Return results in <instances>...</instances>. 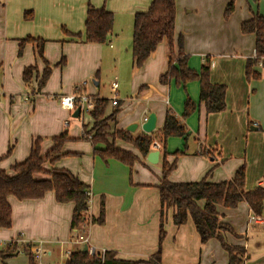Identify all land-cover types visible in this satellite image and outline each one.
Instances as JSON below:
<instances>
[{
    "label": "crops",
    "instance_id": "1",
    "mask_svg": "<svg viewBox=\"0 0 264 264\" xmlns=\"http://www.w3.org/2000/svg\"><path fill=\"white\" fill-rule=\"evenodd\" d=\"M152 1L79 0L72 7V20L76 23L79 18V21L76 27H70L68 22H61L57 18L56 0H0V158L5 157L0 161V170L11 175L12 167L23 163L30 156L38 139L41 140L45 154L55 145L54 139L67 132L70 141L64 145L63 153L69 156L54 165H46V169L67 170L89 187V220L99 217L101 201L104 199L105 223L89 225L85 233L89 245L98 251L116 252L118 258L131 261H147L157 252L160 231V196L157 186L162 177V154L157 164H151L148 159H142L133 146L117 140L118 148L133 153L141 158L140 161L132 170L115 160L104 163L94 155L92 143L81 139L82 136L86 137L94 125L90 115L88 122L81 123L78 135H70L68 128L64 127L67 111L60 107L58 100L61 96L71 95L73 91L64 80L69 69L67 58L70 57L63 56L58 62L51 63L48 52L51 53L49 47L52 45L81 44L83 50L80 54L84 58L81 60L91 54L102 58L105 45L86 44L85 36L81 37V41H75L74 38L64 36L60 27L66 26L70 33H85L88 5L95 9L104 8L115 16L109 42L112 43L113 38L117 39L118 47L122 41L118 28L120 20L134 21L135 15L146 12ZM193 1L176 0L174 44L177 47L182 35L184 52L189 57L188 66L200 72V66L205 64L206 58H210L211 54L208 52L211 47L205 44V39L197 40L181 25L188 19V15L201 12V7ZM254 4L259 10L256 11L257 15L264 16V0H254ZM188 7L190 10L186 9ZM28 11L34 14V19L30 22L24 20V14ZM254 15L251 14L249 19L244 18L242 24L251 20ZM240 36L239 43L242 44L239 52H245L246 55H238L236 52L238 39L235 32L227 33L224 36L225 42L233 49V53L231 56L227 55L225 67L221 68V62L214 60V66L210 68L211 83L227 88L226 110L208 116L204 107H201L200 111L184 122L189 136L187 140L171 138L167 141L168 154L184 153L176 157L177 167L171 175V180L175 183L200 182L211 170V182L231 181L238 169L245 165V190L264 188V88L260 81L248 82L245 76V61L255 58V36H244L242 33ZM28 37L46 41L43 59L38 57L34 44H26L22 55H19L20 41ZM246 41L249 48L245 47ZM215 44L214 42L213 46ZM211 62L210 58V66ZM132 66L134 70V60ZM29 67L36 70L33 82L28 86L23 80V73ZM47 67L52 69L51 76L45 87L37 91ZM168 70V49L165 44H161L141 69L134 70L131 95L118 100L121 113L115 121L110 122L113 131H128L129 127L137 125L136 131L131 133L140 135L144 133L142 125L146 122L145 119L150 114H155L158 132L164 126L168 111L182 120L184 104L188 98L199 105L200 83L196 81L178 86L171 80L163 84L161 77ZM84 71L83 78H88L94 69L86 67ZM259 73L264 76V70ZM55 75L59 77L58 86ZM115 82L119 90L120 84ZM95 85L99 86V83L95 82ZM91 94L93 98H101L99 94ZM107 100L109 105L106 117H109L115 106L110 99ZM129 106L135 107L134 113L132 117H124L123 112ZM66 126H70V123ZM99 148L104 149V146ZM200 148L207 150L208 154L213 151L214 159L199 155ZM173 160L174 157L168 158L170 162ZM9 202L13 211V223L10 229H0V250L12 240L20 239L33 245L43 241L46 254L43 263L65 264V253L71 255L80 248L67 244L76 231L71 227L73 204L58 203L54 193H48L40 200L18 201L10 198ZM204 205V201L199 202L201 208ZM217 210L221 220L240 236L239 239L227 235L226 241L230 246L245 248L248 256L245 264L263 262L264 254L254 255L253 251L251 254L249 252L254 237L264 238V225L250 223L252 212L248 205L243 202L236 209L218 207ZM173 216L174 210L171 209L167 212L162 264H228V256L216 239L202 245L192 219L189 218L184 226L176 227ZM21 254L28 257V253L22 250L5 261L0 259V264H12ZM214 256L218 258L217 261Z\"/></svg>",
    "mask_w": 264,
    "mask_h": 264
},
{
    "label": "trees",
    "instance_id": "2",
    "mask_svg": "<svg viewBox=\"0 0 264 264\" xmlns=\"http://www.w3.org/2000/svg\"><path fill=\"white\" fill-rule=\"evenodd\" d=\"M176 7V0H153L146 12L135 15L131 48L134 70L141 69L146 61L157 52L158 47L165 44L169 55V70L161 77V82L166 84L174 80L178 86L199 82V105L188 98L184 104L182 120H179L172 111H168L164 126L158 132L142 133L135 136L129 131H118L113 135H108L109 121H115L121 113L120 102L116 103L111 115L106 117L109 100L94 97L93 109L89 112L94 120V125L86 137H81V139L92 143L94 155L104 163L107 164L109 160H115L130 170L141 158L147 159L155 143L161 145L162 177L157 186L160 196V231L157 252L147 261H131L118 258L116 252L113 251L95 250L94 254H90L79 248L71 253L65 264H162V246L166 238L167 212L171 209L174 210L173 223L176 227H182L189 218L192 219L202 245L216 239L228 256V264H245L248 260L244 247L230 246L227 243V235L239 239L240 236L235 233L230 225L221 220L217 210L218 207L236 209L240 203L245 202L254 215H264V188L257 187L253 191L245 190V165L238 169L231 181L211 182L209 178L212 170L200 182L175 183L171 180V175L177 167L176 157L184 153L168 154L166 150L167 141L171 138L187 140L189 136L184 122L200 111L201 107H204L208 116L223 113L226 110L227 94L225 86L214 85L210 81V58H206L200 72H196L188 66L189 57L184 52L182 35L178 39L177 47H175ZM233 10L234 0L229 3L227 13L230 14ZM33 19L32 11L25 12V21L30 22ZM114 21L115 16L112 12H108L104 8L95 9L88 5L84 43L106 44L112 37ZM63 31L75 41H81L80 33L71 34L65 29ZM241 31L244 35H254L256 41L255 58L249 59L246 63V80L248 82L259 81L262 76L256 72L255 67L260 62H264V16L254 15L251 20L242 24ZM26 44H34L38 57L44 58L45 40L31 37L21 40L19 55H22ZM35 70L34 67L24 70L23 80L26 85L32 84ZM51 70L50 67L45 69L37 91L45 87L51 76ZM108 137H111L113 141L119 140L133 146L141 158L118 148L115 144H110ZM69 141L68 133H63L54 139L55 145L44 154L41 140L38 139L33 145L30 156L23 163L12 167L13 173L11 175L0 170V229L12 227L13 211L9 202L10 198H15L18 201L40 200L48 193H54L58 203L74 205L71 220L73 230L79 229L84 224L85 214L89 210V187L67 170L46 169V165H54L62 158L69 156V154L63 153L64 145ZM99 146H104V149L99 148ZM203 155L214 159L212 154ZM170 157H174L172 162L168 161ZM4 158H0V161ZM201 201L205 202L203 208L199 206ZM100 206L99 217L90 220L93 225H104L105 223L104 199H102ZM24 245L22 242L12 240L10 244L0 250V259L5 261L23 250L28 253L29 264H36L34 245L31 243Z\"/></svg>",
    "mask_w": 264,
    "mask_h": 264
},
{
    "label": "rangeland",
    "instance_id": "3",
    "mask_svg": "<svg viewBox=\"0 0 264 264\" xmlns=\"http://www.w3.org/2000/svg\"><path fill=\"white\" fill-rule=\"evenodd\" d=\"M78 1L79 0H56L55 6L57 11V18L61 22H68L71 25L70 27H76V23L79 21L78 17L76 23H74V21L72 20V7H75ZM231 1L232 0H194L193 3H196L201 7V9L199 10L201 12H193V14L187 16L188 19L185 22L181 23L183 29L186 28L187 31L191 32L197 40L202 39L204 41L205 39V44L208 47H211V51L208 52L211 54V67L214 66L212 64L214 60L221 62V68L225 67L227 65V55L231 56L233 53V49L231 47H228L225 42L224 36L227 33L233 34L235 32L238 39L235 47L237 49L236 52L238 55L240 53L246 55L245 52H239V46L242 44L239 43V38H241L240 35L242 33V20L244 18L249 19L251 17V14L257 15L256 11L259 10L258 7L255 6L254 0H234V10L230 14H228L227 7ZM186 9L190 10V7ZM82 26H84L83 22ZM60 28L61 33L64 36L69 37L68 34L63 31V29L67 30L68 32L71 31L66 26H61ZM118 28L120 29L119 37L122 40L121 44L117 47L116 45L118 41L115 38H113L112 43L108 41L106 44H103L105 46L103 47L102 58H99L97 54H91L90 57H85V60H81L84 59L80 54V52H82L83 50L81 44H72L68 46L52 45L51 47H49L52 50L51 53L48 52L51 63L58 62L63 56H66L65 58H67V56L70 57V60L67 58L69 69H67L66 71L64 80L66 82V85L69 83L68 87L73 90L72 93L75 92L76 87L82 86V92L85 95L91 96V93H96L99 94V97L110 99L111 101V99L114 97V92L111 89L112 84L117 81L120 84L118 99L127 98V95H131L130 85L133 81V78H135V76H133V55L131 49L133 20L125 22L123 21V19H121L120 23H118ZM71 34L75 33L72 32ZM76 34H78V32ZM242 35L244 34L242 33ZM83 36H85V33H81L82 38ZM214 42L216 43L215 46H213ZM247 42L248 41H246L245 47L249 48ZM55 43L62 44L63 42L55 41ZM110 45H113V48H110ZM252 46L253 44L251 43V47ZM246 62L247 61H245L244 65H246ZM263 64L264 62L262 61L258 64L257 67H255L256 72L259 73L260 70H264ZM86 67L90 69L92 68L94 69V71L90 75V77L83 78L85 74L84 69ZM88 71L89 70L87 69V75ZM55 79H57L56 84L58 86V75H55ZM259 81L264 88V76ZM95 82H98L99 86H96ZM134 108L135 107L133 106H129V109L123 112V116L132 117ZM66 117V122L67 124L70 123V126L67 127L66 125H64V127L68 128V131H70L69 134L72 136L78 135L82 122L85 123L90 120L89 113L82 114L80 119H74L73 114L67 112ZM110 122L111 121H109L108 123L109 125ZM109 127L110 128L107 132L108 135H113L115 132H117L115 130H112L111 125ZM108 142L110 144L116 145L117 140L113 141L111 137H108ZM72 237H74V233H72ZM250 243H252V239L250 240ZM67 244L68 246L79 248L78 245H72L71 243ZM252 251L254 255L264 254V238L262 236L253 238V245L249 249L250 254L252 253ZM214 257L217 261L218 258L216 256ZM28 260L29 258L26 255L21 254L15 259V262H13L12 264H28ZM246 264H248V262ZM259 264H264V261Z\"/></svg>",
    "mask_w": 264,
    "mask_h": 264
},
{
    "label": "built area",
    "instance_id": "4",
    "mask_svg": "<svg viewBox=\"0 0 264 264\" xmlns=\"http://www.w3.org/2000/svg\"><path fill=\"white\" fill-rule=\"evenodd\" d=\"M261 66V65H260ZM112 91L114 92V97L111 99V103L113 106L116 105V103L118 102V84L115 82L112 84ZM59 104L60 107L67 111L70 114H74V112L78 109L81 108V115L84 113H89L92 109H93V97L91 96H87L82 92V86L76 87L75 92L71 95H67V96H61L59 99ZM145 121H147V119H145ZM66 125L67 122H66ZM153 149L157 150L160 152L161 154V145L159 143H155L153 145ZM213 153V151L211 152V154ZM199 155H203V154H208L207 150H202L201 148L198 151ZM88 196L90 198V202H89V207H90V203H91V193H88ZM89 212V210H88ZM88 212L85 214V222L84 224L75 231L74 233V237L70 238V240L68 241V243H71L72 245H78L81 249H83V247L85 245H87L89 247V253L90 254H94L95 253V249H93L88 242V238L86 236V230L89 227V225H91L89 218H87L88 216ZM252 222H257L260 223L262 225H264V215L262 216H256L252 213V217L250 218V223ZM81 231V233H80ZM18 242H22L23 244L27 245L29 243L24 242L23 240H16ZM11 241L8 243L10 244ZM44 242H36L34 244V257H35V261L36 264H44L43 263V257L46 255L44 252V248H43ZM63 245V244H61ZM65 256L68 258L70 256V254H66Z\"/></svg>",
    "mask_w": 264,
    "mask_h": 264
},
{
    "label": "water",
    "instance_id": "5",
    "mask_svg": "<svg viewBox=\"0 0 264 264\" xmlns=\"http://www.w3.org/2000/svg\"><path fill=\"white\" fill-rule=\"evenodd\" d=\"M81 116V108H78L74 114H73V118L74 119H78ZM156 115L155 114H150V116L148 117L147 121L142 125V130L144 133L146 134H151L153 132L156 131ZM137 125L131 126L128 128L129 132H135L137 129ZM159 157H160V152L155 150L154 152H151L147 159L151 164H157L159 161ZM83 251L84 252H89V247L87 245H85L83 247Z\"/></svg>",
    "mask_w": 264,
    "mask_h": 264
}]
</instances>
